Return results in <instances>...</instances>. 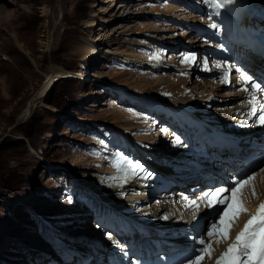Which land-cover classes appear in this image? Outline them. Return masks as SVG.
Segmentation results:
<instances>
[{"label":"rangeland","instance_id":"374dc122","mask_svg":"<svg viewBox=\"0 0 264 264\" xmlns=\"http://www.w3.org/2000/svg\"><path fill=\"white\" fill-rule=\"evenodd\" d=\"M249 1L232 0L216 9L208 0H58L57 9L55 0H0V264H113L118 257L105 239L107 232L134 245L145 226L131 222L103 196L123 190L126 178L153 183L166 178L165 168L156 164L159 149L154 144L192 149L185 146L184 130L197 132L198 126L159 98L206 95L208 100L199 99L192 109L217 116L236 97L237 89L220 73L234 61V52L221 51L219 60L210 46L224 48L222 20L237 18L230 9ZM125 2L129 6L122 12L125 7L119 5ZM252 20L264 26V19L252 17L245 31L253 35ZM238 21L227 23L229 30ZM89 37L100 38V51L82 56L77 46ZM116 47L136 60L108 51ZM51 67L65 75L25 109ZM230 74L229 82H234L236 71ZM201 138L195 141L200 148L208 142ZM117 153L139 162L144 172L132 175ZM174 157L170 154L166 162ZM187 157L186 163H197ZM170 165L171 184L166 191L157 188L155 195L164 192L160 199L177 214L178 169L192 168ZM262 167L264 151L249 159L241 176ZM214 219L212 210L205 221L211 225ZM91 225L101 234L81 243L79 236L89 234L84 230Z\"/></svg>","mask_w":264,"mask_h":264},{"label":"bare ground","instance_id":"6f19581e","mask_svg":"<svg viewBox=\"0 0 264 264\" xmlns=\"http://www.w3.org/2000/svg\"><path fill=\"white\" fill-rule=\"evenodd\" d=\"M254 1L255 0H250L249 3L245 2L244 5L236 4L232 9H230L231 13L239 18L240 27L242 28L240 32L234 35L235 40H240L243 35L241 31L243 29L246 30V26L249 25L252 17H261V19H264V3H261L264 1L256 0L261 5H259L258 7L253 6ZM55 4L57 6V9L60 8L58 0H55ZM128 6L129 4L125 2L119 5V9L125 7L122 11L124 12L128 8ZM56 24V22L53 24L52 28L49 30L46 36V45L49 44L50 36L54 30L53 27L55 28ZM247 37H250L248 39L247 46H249V44L253 46L255 42H258L260 40L264 41V30L262 32L253 33V35ZM99 40L100 38H84L83 41H79V44L77 46L78 52L82 56L97 55L101 47ZM104 43L107 44V42ZM108 51H110L114 56L121 57L124 60H136L133 55L129 54V52L127 53L117 47L114 49L109 48ZM239 52L242 53L241 57L246 53V51L242 48H239ZM253 59V63L244 65V63H246V60L244 58H241L240 67H237L234 61H232L231 63H227L224 70L220 72L222 79L225 81L227 80L226 84H229L231 88L237 89V91L235 93V98L219 108V114L217 116L213 115L211 112L201 113L192 109V104H195L194 106L197 109L199 99L202 100L203 98V100H208L207 98H205L206 95L205 97L202 96L199 99H193V97L189 95H181L179 97L159 98L158 101L173 112L177 113V115H182L189 118L190 121L195 122V125L198 126V129L202 130V136L208 138L207 143L212 145L213 142L211 138L208 137L205 128L209 127V123L218 124L223 128H233L235 130H238L245 129V127H250L252 125V119L256 120L258 118L257 114L256 116H252L251 119H249L251 105H249L248 101L251 99V97L248 92L242 90L245 85L243 84L242 77L240 75V72L244 71L247 74L253 76V78L256 79L258 83H264V74H262L261 71L263 66L261 64H257V57H254ZM230 71H236V74L234 75L235 77H233V79L235 78L234 82H229V79L231 78ZM225 72L228 73L227 76H225ZM64 75V70L51 67L48 70V73L45 75L44 83L41 89H39L30 97L25 109L33 105L35 102L41 101L42 97L44 96L43 93L48 88L49 84H51V88V86L53 85L52 83H54ZM86 75L87 73L85 71L84 73H80L79 77L85 78ZM114 87L116 88V90H120V92L128 91L127 88L124 89L119 86ZM248 87L249 91H251L250 85ZM50 88H48V90ZM48 90L46 92H48ZM136 94L140 93L137 92ZM257 97L260 103H264V95L257 93ZM257 106H259V104H257ZM259 142L260 147L264 149V139L260 138ZM163 144L164 142L154 144V149H159V156L157 157L158 160L156 164H158V167L165 168V173H167L166 178H163L157 182L155 181L154 183L152 181L148 182L146 179L141 177H130L124 180L122 179L124 181L123 185H125V188H123V190L117 189V192H115L114 194H106L103 197L105 198V201L116 208L118 212H120L124 216H127L131 220V222L134 221L135 224L139 226L144 225L146 229H141V233H147V231L153 232L157 235V237H160L161 239L169 243L171 245L170 249L175 248L176 251H181L186 255H191L192 253H195V250L197 248L200 247L198 241L202 236H205L204 234H206L207 229L210 226V224L205 221V218L213 209L206 207L204 204H201L199 211L195 212L194 218V209L192 207L186 206L187 202L183 199V197L187 196L189 199H196L197 196H200L205 191L214 190L216 187H228V185L219 182L217 179H214V177H212L210 174L202 175L201 172L203 170L199 165H197V163L195 165L186 163L187 159L189 158L187 157V152L182 148L176 146L177 144H175V146L170 144L169 147H164ZM200 146L202 148L203 145ZM170 154L175 155L174 159L171 160V162L179 165H188L192 168V171L183 170L180 168L178 169L179 173L177 172V176L179 175V177L178 179H176V182L180 187L177 191L174 192V196H177V201L181 204V210H179V212L177 213L178 215L176 214V211L174 212V208L172 209L169 207V203L167 201L160 199V197L164 198V192L155 195V191L157 190V188H162L166 191V188L171 184V171L168 170H172L173 167L172 165H170L171 162H166V160L169 159ZM212 154L214 155L215 153L213 152ZM255 155L256 154H247L246 157L250 159L252 157H255ZM243 168H241V170L239 171V175H241ZM249 175H254L252 187H245L242 190L241 195L247 211L241 212L238 218H236L233 222L229 232V240L221 241V243L219 244H215L213 242L214 251L212 252L211 258L205 256V258L201 261V264H215L216 257L219 256L222 251H224L227 243L235 238L236 233L244 226V223L249 219L251 215L255 214L259 204L261 202H264V167L256 170ZM204 177H207L205 180L214 179L210 188L203 185V182L205 180L202 179ZM184 183H187L188 185L185 186L183 185ZM198 188H200L199 191H197ZM253 188L255 190V196L252 195ZM228 194L230 195V192ZM154 197L157 198L156 200L154 199L153 202L152 198ZM165 217H167V219H165ZM205 223H207L206 230L204 232H201L202 227ZM189 225L199 226L200 231L197 233V230H190ZM84 231L86 233H89L86 234V236L89 235L87 237L91 236L94 238L96 234H101L100 231H97L93 227V225H91V227H89L88 229L86 228V230ZM181 232H183L184 235H187L185 237V240L182 236H180ZM82 234H84L83 231ZM105 239L111 244V251H113L114 256L121 259L123 264H129L130 259H128V245L119 242L120 240L116 239L109 232L105 234ZM145 242L148 243L149 241L145 240ZM148 245H151L153 247V253L158 254V252H162V249L159 246H155L154 244ZM193 258L194 257L188 258L186 261H184L183 264H187L188 260ZM114 261L115 260H112L113 264L117 263V261Z\"/></svg>","mask_w":264,"mask_h":264},{"label":"snow or ice","instance_id":"6c2138e0","mask_svg":"<svg viewBox=\"0 0 264 264\" xmlns=\"http://www.w3.org/2000/svg\"><path fill=\"white\" fill-rule=\"evenodd\" d=\"M231 2L232 0H208L210 6L216 9H219L225 3ZM215 14L218 15L219 13L216 12ZM211 26L216 27L215 24ZM185 59H188V57H185ZM217 67H220V65L217 64ZM227 75L228 73L225 72V76ZM240 75L245 85L242 90L248 92L251 97L248 101L249 105H251L249 119L252 116H256L259 112L256 122L264 125V103H260L257 97V93L264 95V83H258L253 76L244 71H241ZM249 85L251 91H249ZM257 104H259V108H257ZM176 143H180L179 137L176 138ZM116 155L121 161L129 165L132 175H136L138 171L144 172L139 162L133 163L120 153ZM253 180L254 175H247L239 179L233 178V184L230 187H216L214 190L203 192L196 199H189L187 196L183 197L187 202L186 206L194 209V218L195 212L199 211L201 204L213 209L218 217L208 227L206 236H202L199 239L198 244L201 247L195 250L194 258L189 259L187 264H201L205 256L211 258L214 251L213 242L219 244L221 241L229 240V232L233 222L241 212L247 211L241 198L242 190L245 187H252ZM229 192L230 195L228 194ZM252 195L255 196L254 188ZM219 206H223L222 210ZM215 264H264V202L259 204L255 214L249 217L244 226L236 233L235 238L227 243L224 251L216 257Z\"/></svg>","mask_w":264,"mask_h":264},{"label":"water","instance_id":"95a60500","mask_svg":"<svg viewBox=\"0 0 264 264\" xmlns=\"http://www.w3.org/2000/svg\"><path fill=\"white\" fill-rule=\"evenodd\" d=\"M257 5V3H255V6ZM60 15H61V9H59V13H58V19L60 18ZM53 29H54V27H53ZM51 85V84H50ZM50 85L48 86V88L50 87ZM48 88L44 91V93H43V95L45 96V93H46V91L48 90ZM43 96V97H44ZM22 113L24 112V110L23 111H21Z\"/></svg>","mask_w":264,"mask_h":264}]
</instances>
